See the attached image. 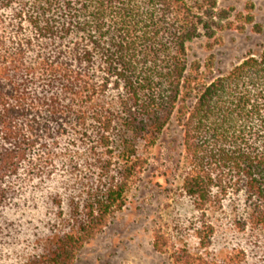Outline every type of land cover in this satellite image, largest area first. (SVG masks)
I'll use <instances>...</instances> for the list:
<instances>
[{
    "label": "trees",
    "instance_id": "1",
    "mask_svg": "<svg viewBox=\"0 0 264 264\" xmlns=\"http://www.w3.org/2000/svg\"><path fill=\"white\" fill-rule=\"evenodd\" d=\"M217 5L0 0V180L48 178L60 167L68 187H83L69 213L58 203V224L28 264H73L125 206L145 164L140 144L154 145L172 121L183 133V188L197 209L221 187L224 201L242 203L241 231L264 234V47L215 78L205 74L212 64L189 59V44L213 39L230 17ZM248 258L242 249L172 254L174 264Z\"/></svg>",
    "mask_w": 264,
    "mask_h": 264
},
{
    "label": "rangeland",
    "instance_id": "2",
    "mask_svg": "<svg viewBox=\"0 0 264 264\" xmlns=\"http://www.w3.org/2000/svg\"><path fill=\"white\" fill-rule=\"evenodd\" d=\"M217 2L219 11L230 13L221 21L223 28L213 39L202 37L189 44L191 62L213 65L205 72L207 78L226 74L264 47V0ZM248 15L254 16V24L246 23ZM254 25L261 27V33L254 32ZM182 138L181 127L172 121L154 145L140 144L145 164L127 190L125 206L112 213L107 226L82 247L73 264H174L175 250L224 256L237 249L247 252V264H264V234L251 227L243 232L237 223L244 213L240 199L230 196L224 201L221 187H214L211 205L198 210L185 193ZM67 145V140L61 141L59 150ZM67 181L60 167L48 178L32 179L21 173L0 180V264H28L42 254L45 240L58 224V203L69 213L83 190L68 187ZM158 237L163 251L156 249Z\"/></svg>",
    "mask_w": 264,
    "mask_h": 264
}]
</instances>
